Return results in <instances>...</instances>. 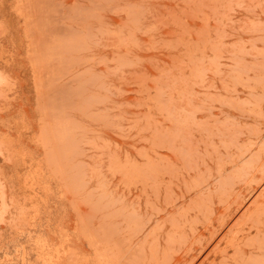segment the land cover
<instances>
[{
	"label": "rangeland",
	"instance_id": "374dc122",
	"mask_svg": "<svg viewBox=\"0 0 264 264\" xmlns=\"http://www.w3.org/2000/svg\"><path fill=\"white\" fill-rule=\"evenodd\" d=\"M0 264H264V0H0Z\"/></svg>",
	"mask_w": 264,
	"mask_h": 264
}]
</instances>
